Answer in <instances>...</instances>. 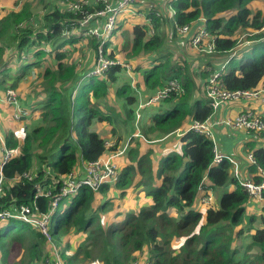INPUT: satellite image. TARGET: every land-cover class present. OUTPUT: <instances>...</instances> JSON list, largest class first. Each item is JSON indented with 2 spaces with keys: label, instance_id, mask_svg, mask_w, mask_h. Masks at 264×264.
Masks as SVG:
<instances>
[{
  "label": "trees",
  "instance_id": "16d2710c",
  "mask_svg": "<svg viewBox=\"0 0 264 264\" xmlns=\"http://www.w3.org/2000/svg\"><path fill=\"white\" fill-rule=\"evenodd\" d=\"M77 1L83 2L79 10L65 9L63 3ZM254 1L177 0L171 3L175 25H189L194 29L200 19L205 20V36L213 47L208 55L233 52L239 41L232 35L239 28L256 32L248 37L251 45L247 58L232 64L226 73L213 67L202 73L208 77L207 81L220 71L219 80L229 91L254 90L259 84L264 91V15L259 7L251 8L249 4ZM16 2L7 13L0 14V92L7 85L17 90L19 80L26 79L29 83L33 77L39 85L34 101L19 98L39 116L35 122L23 123L24 128L3 134L4 146L12 155L1 170L0 211L15 213L19 207L26 206L36 220H43L71 173L81 175L85 165L124 146L125 149L114 182L102 184L97 191L82 186L74 196L59 202L53 213L57 215L56 224L50 219L47 223L49 240L38 225L15 217L0 220V264H54L55 259L49 252L53 246L64 264L94 261L134 264L139 255L143 262L150 264H264V228L259 227L263 223L264 189L263 201L259 202L261 213H249L248 194L231 174V163L223 160L213 165V141L202 134L186 132L179 140L180 151H170L163 159L154 158L153 145H142L144 136L147 141L171 136L169 133L179 128L186 116L204 121L211 114L207 104L198 99L194 101L195 84L179 63H173L174 52L164 48L165 35L159 24L163 22L167 2L163 9L155 0H145L143 5L152 7L142 13L150 20L149 26L134 24L130 38L127 33L123 34L127 50L120 59L126 64H117L98 75H88L97 60L98 39L89 40L92 52L89 58L94 63L82 70L68 63L67 53L61 48L64 42L70 44L78 39L74 30L79 20L101 9L103 2ZM166 12L171 13L167 9ZM92 26L101 29L97 23ZM108 45L109 41L103 45L105 55L116 57L115 47L108 50ZM153 55L157 58L148 69H142L138 61ZM12 64L15 72L9 76L7 70ZM131 74H140L142 84L139 80L131 84L134 82ZM169 80H176L182 92L162 100L166 105L151 115L147 134L142 128L141 137L135 136L132 131L136 129V120L148 116L143 110L162 102L140 107L148 99L136 97V88L143 85L144 91H157ZM112 87L116 109L110 106L104 112L106 104L101 106L100 101ZM170 105L173 110L169 114ZM102 123L112 126L110 141L96 130ZM121 128L126 138L120 135ZM155 132L158 133L155 138L148 136ZM253 134L264 138V133ZM251 151L254 163L248 164V173L251 181L257 183L259 171L264 170V148ZM69 179L73 180V176ZM204 179L209 181L208 185L203 183ZM226 187L232 190L219 198L217 208L197 210L200 197ZM137 190L150 197V203L127 211L124 198L127 195L134 200ZM114 200L121 204L113 207ZM123 213V220L116 222ZM246 223L248 226L243 227ZM82 234L86 239L78 241L71 251L72 239ZM245 237H248L246 243ZM146 249L147 253L142 252Z\"/></svg>",
  "mask_w": 264,
  "mask_h": 264
},
{
  "label": "built area",
  "instance_id": "2783aa9c",
  "mask_svg": "<svg viewBox=\"0 0 264 264\" xmlns=\"http://www.w3.org/2000/svg\"><path fill=\"white\" fill-rule=\"evenodd\" d=\"M97 2H103V7L101 9L95 10L92 13H87L81 20H79L76 30H74L77 37L81 39L95 38L99 40L98 45V56L95 65L92 67V70L88 72V75H98L102 74L108 68L115 65L123 66L125 65L122 62L118 61V58H109L106 53H103V45L109 41V37L112 35L113 31H116L119 25V17L121 14L124 16H135L144 18L147 21V24L150 23V20L145 18L142 13L146 8L148 11L152 8L151 5L145 4V0H96ZM177 0H169L165 9L174 12L171 7V2ZM83 2H66L65 9L77 11L80 8V5ZM141 6L143 9H141ZM154 10V8H153ZM149 13V12H148ZM160 15V13H156ZM92 23H97L101 26V29L95 28L92 26ZM205 20L203 19V24H200L192 33L189 38V45L193 48H198L201 51L203 48V41L206 39L205 32ZM175 29L178 35H186L190 31L189 25L178 26L175 25ZM212 44L208 43L206 46V52L209 53L212 49ZM221 77V72H215L209 77L204 85V93L207 98V106L212 110H215L220 104L227 101L239 100V99H255L259 97L263 90H235L229 91L223 87V84L219 80ZM182 92L181 85L176 80H169L167 84L156 91V93L150 97L145 103L140 104V107L156 103L158 101L165 100L169 98L171 94H179ZM261 92V93H260ZM260 94V95H259ZM264 102V98H262ZM0 102L6 104L7 106L12 107L13 111L10 115L12 121L19 122L23 121L25 118L29 117L31 110L29 108L23 107L19 96L14 91V89H7L3 91L0 95ZM139 113L137 110V118H139ZM137 122V120H136ZM227 125L231 128L244 130L246 132L253 133H264V119L261 118V115L250 109L246 112H240L232 119H227L225 121ZM188 130L202 134L213 141V135L211 132V127L208 123V119L204 121H193L189 126ZM176 136H181V130L177 129L174 131ZM138 136V134H135ZM0 141L3 145V150L1 151L0 158V192L2 187V166L6 164L9 158L12 155V151L8 150L4 146V142L0 138ZM107 146H111L110 143H106ZM125 146L116 151L115 153L108 154L106 157L101 158L97 161L91 162L84 166L85 172L81 175L71 173L66 179H68L63 187L61 188L60 194L51 202L50 212L48 216H44L43 220H36L33 215L29 214V208L26 206H21L19 209L13 213L6 210L0 211V220H6L12 217H15L19 220H22L31 225H38L41 232L50 239V235L47 232V223L50 219L51 222L54 220L53 213L59 207V202L68 196H72L77 193L80 187L86 186L89 187L92 191H97L99 187L104 183L114 182L117 177L119 167L116 164V158L120 157L124 153ZM223 160H227L232 165V174L238 180L240 186L247 192L250 202H262V191L264 189V170L259 171V181L254 183L251 179L241 178L240 171L236 160L233 157L221 154L218 152L214 146L213 149V159L212 162L214 165L219 164ZM247 160L250 164L254 163L252 154L247 155ZM26 176V175H25ZM73 176V180L69 177ZM79 176V177H77ZM211 196L200 197V205L208 207L210 205ZM264 202V201H263ZM46 233V234H45ZM55 251L54 246L52 247ZM53 257L55 259L54 264H64L61 260L59 252H54ZM146 261L140 262L138 264H145ZM136 264V261L134 262Z\"/></svg>",
  "mask_w": 264,
  "mask_h": 264
},
{
  "label": "crops",
  "instance_id": "0c3cea01",
  "mask_svg": "<svg viewBox=\"0 0 264 264\" xmlns=\"http://www.w3.org/2000/svg\"><path fill=\"white\" fill-rule=\"evenodd\" d=\"M16 1H18V0H16ZM168 1L169 0H155V2H157V4L159 5V8L161 6L163 9H164V5ZM164 10H165V12H163V15H164L163 22L160 23L159 29L165 35L164 36V48H166L165 50H172L173 52L176 51L179 53H181L182 50L186 51L185 46L186 47L190 46L189 42H188L189 38L191 37L194 29L196 27L200 26V24H203V19L199 20L198 25L197 26L195 25L194 29L192 26H190V31L188 34H186L184 36H179L175 27H174V24H175L174 18H173L174 15H172L171 13L168 14V12H166V9H164ZM143 23L148 25L144 18L135 17V16H128L126 19L121 21L120 24L118 25V28H117V31H119L118 34L121 32V30H123V32L121 34H123L125 32V33H127V35L130 38L132 26L134 24H143ZM173 30L175 31V34H173L174 33ZM118 34L114 37L116 42H117V40L120 39ZM114 43L115 42H113V44ZM207 44H208V39H205L203 41V45H202L203 51H197L196 49L192 48V54L195 57L194 63L196 66V68H194L192 70L193 71V77L196 79H199V81H196L195 86L197 88V91L194 93L193 97H195L194 101H196L198 99L200 102H202L201 97H204V101H203L204 103L206 102V98H205L203 86H204L205 81L208 77L206 78V76L205 77L202 76V73L209 70L211 67L216 68L217 66H219L223 60V57H224V55H222V56H218L215 54H209L208 55L206 52ZM246 44H248V43H246ZM250 45L251 44L249 43L248 45H245L242 49L245 50V48L246 49H247V47L249 48ZM123 53L124 52H122L120 54V52H119V55L117 53L116 58L120 59L121 57H124V56H122ZM155 58H157L156 55H153L152 58H149V57L144 58L142 60H139L138 64H140L142 69H145V68L148 69V65H150L151 61H153V59H155ZM179 61L180 60H178L175 63H179ZM122 63L126 64V62H124V61ZM92 67L90 69H92ZM131 76H133V75L131 74ZM133 78H134L133 85H134L136 80H139L140 83L142 82L141 81L142 77L140 74L134 75ZM259 87H262V86H258V88H256V90H258V89H259V91L262 90V88H259ZM155 91H149V90L144 91L143 85H142L140 88H136V90H135L136 94L135 95H136V97L140 98V100L141 99L144 100V99H149L150 97H152V95L155 93ZM1 94H2V91L0 92V95ZM262 98H264V93H262L259 97L255 98V99H239V100L229 101L227 103H222L215 110H212L211 114L208 116V123L211 127V132H212L214 141H216V144H217L216 148H217L218 152H220L221 154L227 155V156H231L234 158V160H236L238 167H239V171H240L239 174L242 178L250 179L251 176L248 173L249 162L247 160V155L251 154V152H252L251 149L264 148V138H259L258 136L254 135L252 132H246L244 130H238V129L231 128L229 125H227L225 123V121L227 119L234 118L241 111L246 112L250 109L258 112L260 115H264V102L262 101ZM113 100H115V97H113ZM153 107L154 106L148 107V110L146 112V113H148V116L144 118L143 123L139 122V124L136 127V130H138L140 127L139 132H135L140 137H141L140 134H141L142 128H143V131H146V134H147V130L151 126V125L149 126V124L151 123V115L154 114L156 111H159V110L161 111L164 108L163 106H158L156 108H153ZM169 110H171L169 112V114H170L173 110V105L169 106ZM12 111H13L12 107L7 106L6 104L0 102V116H2V118L0 117V138L2 137L1 139L3 142H4L3 134L5 131L12 130L16 127H21V123L11 121L10 115H11ZM34 114L36 115V113H34ZM36 119L35 120H28L27 119L26 121H27V123H30V122H35ZM193 121L194 120L191 117L186 116L185 119L183 120L184 126L186 125V127L188 128L192 124ZM102 124L108 125L110 127L108 129H106V131L103 133V137L105 138V140L110 141L112 139V136L110 133L112 126L110 124H107V123H102ZM147 126H149V127H147ZM177 129L180 130L181 128L180 127L175 128L174 131ZM174 131L169 133V134H171V136H169V137L166 136L164 138H158V139L156 138L154 140V142L156 144H154L152 146V149L154 152V158L155 159H163L164 156H166L170 151H177V152L180 151V145H179L180 144L179 143L180 138L174 134ZM157 134H158L157 132H155L153 134L148 133V136L150 138H152V137L155 138L154 135H157ZM105 135H108V137ZM177 140H178V142H177ZM142 145L143 146H149V144H147L144 139L142 141ZM0 149L1 150L3 149V145L1 143V141H0ZM0 158H1V151H0ZM115 160H116V164L120 168L121 157H117ZM122 165H123V163L121 164V166ZM155 168H157V167L155 166ZM205 184L208 185L209 181L205 180ZM223 189H227V191L232 190L231 187H226ZM220 190L221 189H218L216 191L218 192ZM137 192H138V195L142 194L146 198H142V197L139 198L137 201H135V202H137V207H134V205H133V204H135L134 200H130L131 197L126 195V198H129V200L127 202L124 200L123 206L127 209V211L128 210H134V209L138 208V206L150 203V197L146 196L142 192L139 193V190H137ZM137 196L135 198H137ZM119 204H121V201L114 200L112 206L116 207ZM246 205H247V209L249 210V213H251L250 209H252L254 207L255 208L257 207L258 210L261 208L260 205L256 202L248 201ZM205 208L206 207H204V206H200V205L197 206V210L199 212L205 211ZM215 208H217V207H215ZM252 212L256 213L257 211H252ZM110 213H112V212H110ZM121 216L124 217V213L121 214ZM115 221L119 222V221H121V219L115 220ZM79 236L74 237L72 239L73 242L71 243V245H72L71 251L75 248V245L77 244V242L81 240V239L76 240V238H78ZM59 248L61 249V247H58V250H59ZM51 251H52V248L50 247L49 248L50 254H51ZM52 255H53V253L51 254V257H52Z\"/></svg>",
  "mask_w": 264,
  "mask_h": 264
},
{
  "label": "rangeland",
  "instance_id": "374dc122",
  "mask_svg": "<svg viewBox=\"0 0 264 264\" xmlns=\"http://www.w3.org/2000/svg\"><path fill=\"white\" fill-rule=\"evenodd\" d=\"M15 1L16 0H0V14L7 13L9 10H11L15 6V3H17ZM18 1H21V0H18ZM65 3H63V4L65 5ZM32 4L34 6H36L35 1H32ZM249 5L251 6V8H253V10L258 9L257 7H259V10L262 12V15H264V0H256V1L252 2ZM171 14H174V12L171 11ZM126 18H127V16H124L123 14H121L120 17H119V22L123 21ZM159 26H160V24H159ZM118 32L119 31L116 30V34L113 35V33H112V35L109 37L110 39H109L108 50H110L111 48L115 47L114 53L111 51L114 55L116 53H118V55H119V52L121 54L122 52H125L127 50V48L124 47L125 38H124L123 34L125 32L123 34H121L123 32V30H121V32L119 34H118ZM255 33L256 32L253 33V31L242 30L241 28H239L232 35L233 38H236L239 41V45L237 46V48L235 50H233V52H230V53L224 55L221 64L219 66H217L216 69L217 70H220L222 73H226L232 64H237V63L240 62V60L243 61L245 58H247L250 55V47L249 48L247 47V49L245 48V50L242 49V48L245 45H248L249 43L251 44V42L248 41L249 40L248 37H250L251 34H255ZM117 34L120 37V39L117 40V42H116L115 39H114V37ZM179 36H184V35H180L179 34ZM91 39H93V38L81 39V38L78 37V39H76L74 41V43H70V44L67 43V42L62 41V42H64L63 43L64 46L61 48V50H65V52L67 53L66 56H67V59H68V63L75 64L74 66L77 67V68H79V70L80 69L82 70V68H86L88 66L90 67L94 63V59H90L89 58V56L92 55V52L90 51L91 50L90 49L91 47H89V44H88L89 40H91ZM113 42H115V43L113 44ZM246 43H248V44H246ZM192 48L193 47H190V46L186 47L185 46L186 51H183L182 50L181 53L174 51V53L172 55V61L174 63V62H177L178 60H180L178 66L181 67V68H184L186 70V73L189 76L190 80L194 84H196V81H199V79H196V78L193 77V71L192 70L194 68H196V66H195V63H194V58L195 57L192 54ZM194 49H196L197 51H201L198 48H194ZM98 53H99V50H97V56H98ZM103 53H105V52L103 51ZM118 61L119 62H123V60H121L119 58H118ZM126 68L128 70L130 69L129 66H127ZM7 71H9V76L12 75L15 72V64H12L11 67H10V69L7 70ZM0 77H1V74H0ZM133 80H134V78H133ZM263 82H264V78H263ZM131 84H133V83H131ZM38 86L39 85L37 84V82H34L33 81V77L29 80V83L27 82L26 79H21V80H19L18 85L16 87L17 90L14 89V91L17 93V95L19 97L21 96L23 100H25L26 99L25 97H27V98L30 99V101H34V96L36 94L35 91L37 90ZM259 86H262V85H259ZM259 88H262V87H259ZM7 89H11V88H9V86L7 85V86L4 87V89L2 90V92L3 91H6ZM203 89L205 90L204 86H203ZM114 90H115V88H113V87L110 88V91H108L107 98L106 99L103 98V100H101V101L98 100V102L100 101V105L102 104L101 106H103L104 103L106 104V106L103 107L104 112H106L110 108V106H112L114 109H116L114 107L116 105V103L114 102L115 100H113V97H114L113 95L115 93ZM205 98H206V96H205ZM201 101H204V97H201ZM188 102L186 101L185 103H188ZM227 102H229V101H227ZM227 102H225V103H227ZM25 103H26V101L21 102V104L26 107L27 105H25ZM205 104H207V98H206ZM161 105H166V103H164L162 101L160 104L155 105L153 108H156V107L161 106ZM189 106H192V105H189ZM147 110H148V108H145L143 111L144 112H147ZM38 116H39L38 114L35 115L33 112H31V114H30L29 117H27L23 121H21V129L24 128L23 123L25 124V122H27L26 121L27 119L28 120H35L36 118H38ZM118 117L120 118V115ZM143 120L144 119H142L140 121L138 120L137 122H135V127H137V125L139 124V122L143 123ZM13 122H15V121H13ZM119 126L121 127V125H119ZM179 126L182 129V130L180 129L181 131H184V129L187 128L186 125L184 126V122L180 123ZM108 128H110V127L108 125H105V124H98L96 126V130L101 135H103V133ZM16 129H18V127H16L15 130ZM139 130H140V127H139L138 130L134 129L132 132H134V133L135 132H139ZM120 135L123 138H126V134H125V132H123V129L122 128H121ZM105 136L108 137V135H105ZM144 140L150 146L156 144L154 141H147L145 139V136H144ZM214 146H215V148L217 147L216 141H214ZM2 150L0 149V151H2ZM231 174H232V172H231ZM227 192H228L227 189H223V188H221V190L218 191V192L215 190V192L210 195L211 196V201H210V205L208 207H213V208L217 207L218 206L219 198L223 194H226ZM141 197L142 198H146L142 194L138 195L137 198L134 199V203H135V204H133L134 207H137V202H135V201H137ZM124 200L127 202L129 200V198H125ZM250 210L251 211H257L256 214L261 213V208L258 210L257 207L256 208L254 207V208H252ZM248 212H249V210H248ZM262 217H263V223L259 227L264 228V212L262 213ZM254 218L256 219V221H258V219H259V217L256 216V215L254 216ZM101 219H102V217H101ZM120 219L123 220V216L118 217L116 220H120ZM56 222H57V215H54L53 224L55 225ZM247 226H248V224L246 223V224H244L243 227H247ZM78 239H81L80 241L82 242L83 240L86 239V235H83L82 234L78 238H76V240H78ZM247 241H248V237H245L244 238V243H246ZM178 247L179 246H176L175 248H178ZM54 252H56V251L52 248L51 254L54 253ZM142 252L147 253V249L146 250H143ZM51 254H50V256H51ZM142 260H143V258L141 257V255H139L134 261H136V264H138L140 262H143ZM134 261H133V263H134ZM89 264H99V263H97L96 261H94V262H91ZM145 264H150V262L147 261V263L145 262Z\"/></svg>",
  "mask_w": 264,
  "mask_h": 264
},
{
  "label": "clouds",
  "instance_id": "9594fccd",
  "mask_svg": "<svg viewBox=\"0 0 264 264\" xmlns=\"http://www.w3.org/2000/svg\"><path fill=\"white\" fill-rule=\"evenodd\" d=\"M174 2H175V1H174ZM171 3H172V2H171ZM174 27H175V26H174ZM107 42H108V41H107ZM107 42H106V43H107ZM106 43H105V44H106ZM29 109H30V108H29ZM30 110H31V109H30ZM31 112H32V110H31ZM211 112H212V111H211ZM207 119H208V117H207ZM205 120H206V119H205ZM194 121H197V120H194ZM188 128H189V127H188ZM188 128L185 129L184 131H181V133H182L181 136H183L186 132L191 131V130H188ZM138 136H139V135H138ZM181 136H179V138H180ZM177 137H178V136H177ZM213 149H214V138H213ZM213 149H212V151H213ZM216 150H217V149H216ZM217 151H218V150H217ZM212 163H213V162H212ZM213 165H214V164H213ZM231 169H232V168H231ZM231 171H232V170H231ZM232 175H233V174H232ZM205 180H206V179L203 180V183H204V184H205ZM204 184L201 185L200 187L202 188V186H205ZM88 188H89V187H88ZM74 195H75V194H74ZM74 195H72V196H74ZM68 197H70V196H68ZM68 197H66V198H68ZM202 197H203V196H202ZM66 198H65V199H66ZM258 204H259V203H258ZM199 205H200V202H199ZM259 205H260V204H259ZM200 206H201V205H200Z\"/></svg>",
  "mask_w": 264,
  "mask_h": 264
}]
</instances>
